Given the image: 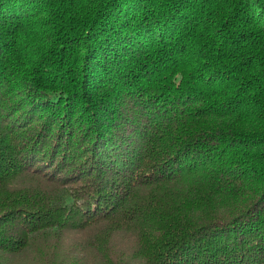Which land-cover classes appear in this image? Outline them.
<instances>
[{"label":"trees","instance_id":"16d2710c","mask_svg":"<svg viewBox=\"0 0 264 264\" xmlns=\"http://www.w3.org/2000/svg\"><path fill=\"white\" fill-rule=\"evenodd\" d=\"M21 253L264 264V0H0V264Z\"/></svg>","mask_w":264,"mask_h":264},{"label":"rangeland","instance_id":"374dc122","mask_svg":"<svg viewBox=\"0 0 264 264\" xmlns=\"http://www.w3.org/2000/svg\"><path fill=\"white\" fill-rule=\"evenodd\" d=\"M80 233H74V231H70L67 233L64 238L63 243L71 244V241H75L77 238H80ZM1 264H6L3 262ZM9 264H43L40 259H32L29 254L21 253L15 256V258Z\"/></svg>","mask_w":264,"mask_h":264}]
</instances>
